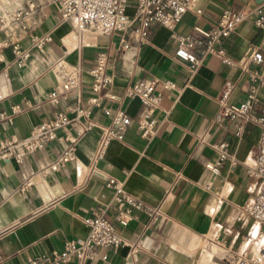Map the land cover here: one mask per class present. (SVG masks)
I'll return each instance as SVG.
<instances>
[{
    "label": "crops",
    "instance_id": "obj_1",
    "mask_svg": "<svg viewBox=\"0 0 264 264\" xmlns=\"http://www.w3.org/2000/svg\"><path fill=\"white\" fill-rule=\"evenodd\" d=\"M262 1L196 0L202 13H186L175 33L184 36L195 28L207 30L224 9L240 10L247 16L222 43L226 56L238 64L228 67L220 58L208 56L191 73L188 63L175 56L177 43L165 27L152 25L149 36L141 42L132 25L124 34L130 48L122 50V34H79L73 22L61 20L54 4L0 0V17L4 11H24L29 4L34 5V12L22 22L0 32V43H18L30 52L20 69L11 64L9 51L0 64V70L5 67L8 73L0 79V114H10L14 105L21 108L10 121L0 118V142L30 137L34 126L50 120L60 109L49 103L48 94L59 84L52 66L65 50L66 61L81 69L83 100L90 95L87 70L100 51L109 55L107 74L118 97L138 80H169L176 86L163 92L161 106L154 114L156 132L150 141L136 129V119L145 112L138 99L105 101V107L121 109L132 123L123 141L111 142L101 160L94 161L101 134L96 128L77 142L74 162L52 175L44 176L42 170L62 154L63 131L45 149L29 154L22 167L13 160L0 163V264H27L30 258L60 251L67 240L81 243L88 233L84 221L98 208L104 209L115 225L122 246L116 251L105 250L106 262L72 258L67 264H229L207 248L205 240L219 234L220 239L237 247L250 231L251 225L237 222L236 216L260 190V182L245 173L255 161L260 129L241 120L217 124L216 100L226 81L235 84L230 104L238 105L245 99L249 81L241 63L251 49L264 55V33L253 24L254 11ZM134 4L135 0H128L129 17ZM43 34H49L52 41L36 49L32 38ZM247 67L264 77L260 66L249 63ZM260 95L264 105V89ZM92 118L99 126L110 123L100 109L92 112ZM240 126L243 129L237 136ZM222 142L229 145L230 158L214 175L207 165L216 159L212 145ZM107 178L121 181L126 193L145 206L158 208L159 215L151 218L134 211L125 225L117 223L113 193L105 187ZM27 180L33 185L21 191ZM223 229L229 230L228 236L221 234ZM143 240L145 247L134 252V246Z\"/></svg>",
    "mask_w": 264,
    "mask_h": 264
},
{
    "label": "built area",
    "instance_id": "obj_2",
    "mask_svg": "<svg viewBox=\"0 0 264 264\" xmlns=\"http://www.w3.org/2000/svg\"><path fill=\"white\" fill-rule=\"evenodd\" d=\"M42 1L56 5L61 20L73 22L79 34L91 32L104 37L115 33L122 34L120 39L122 50L130 48L124 34L132 25L133 33L141 42L149 36L152 25L165 27L171 31V38L177 43L175 56L188 63L191 73H194L208 56L220 58L221 62L228 67L238 64L226 56L222 43L245 20L247 14L240 10L224 9L213 27L207 30L195 28L192 33L182 36L175 33L174 28L186 13L191 12L195 15L202 13L196 7V0H135L132 17L126 13L128 0ZM33 12V4H29L24 11L13 13L4 11L3 16L0 17V32L18 25L24 17ZM253 24L256 29L264 33V0L254 11ZM51 41L49 34L33 36L32 46L36 49H43ZM6 51L11 54V64L18 69L24 67L30 58L28 49L22 48L18 43L5 40L0 43V64L5 62ZM66 55L65 50L52 66V71L59 79V84L48 94L49 103L59 106L60 109L50 120L34 126L30 137L23 140L1 141L0 163L13 160L19 167H22L29 154L45 149L57 140L58 132L63 131V136L60 138L64 143L62 154L54 163L42 170L44 176L52 175L74 162L77 142L82 136L96 128L101 129V134L97 142L94 161L101 160L111 142L123 141L124 133L132 123L131 118L121 109L105 107L103 105L105 101L116 103L125 99H138L145 108V112L135 121L137 132L148 141L154 137L157 127L154 114L161 106L163 92L176 88L172 81L138 80L118 97L111 90L112 81L110 75L107 74L109 55L107 52L100 51L96 54L92 66L87 70L90 77V95L83 100L80 93L81 69L70 65L65 59ZM249 63L260 66L264 72V55L259 50L251 49L247 60L241 63L247 72L249 81L245 99L238 105L230 104L229 100L235 84L232 81H226L216 100L218 111L214 119L217 124L241 120L244 123L254 124L260 129L255 161L245 171L248 178L260 182V190L240 207L236 216L237 222L251 225L250 231L241 238L237 247L233 243L220 239L219 234L207 237L205 240L206 247L210 250L212 246L217 248L218 254L216 255L229 264H264V105L261 103L260 95L264 89V77L257 71L248 70ZM6 77L8 73L4 67L0 70V79ZM2 99L0 95V101ZM95 109H100L104 116L109 118L108 125L99 126L94 121L92 112ZM20 112L21 108L14 105L11 107L10 114L2 112L0 118L10 121ZM242 129V126L238 128L237 136H240ZM228 147L229 145L225 142L212 145L216 159L212 164L207 165L209 172L214 175L220 173L221 166L230 158ZM32 185L33 183L27 180L20 190L25 191ZM105 187L113 193L114 220L120 225H125L134 211H140L151 218L159 215L158 208L145 206L141 201L126 193L121 181L107 178ZM84 222L88 227V233L81 243L67 240L60 251L30 258L27 264H67L72 258L78 261L106 262L108 255L104 251L118 250L123 243L121 235L102 208L95 210ZM221 234L228 236L229 230L223 229ZM144 247L145 240L139 241L133 251L136 252L138 248Z\"/></svg>",
    "mask_w": 264,
    "mask_h": 264
},
{
    "label": "rangeland",
    "instance_id": "obj_3",
    "mask_svg": "<svg viewBox=\"0 0 264 264\" xmlns=\"http://www.w3.org/2000/svg\"><path fill=\"white\" fill-rule=\"evenodd\" d=\"M59 13V12H58ZM211 250L213 251V252H215V253H218V250L216 249V248H211Z\"/></svg>",
    "mask_w": 264,
    "mask_h": 264
},
{
    "label": "bare ground",
    "instance_id": "obj_4",
    "mask_svg": "<svg viewBox=\"0 0 264 264\" xmlns=\"http://www.w3.org/2000/svg\"><path fill=\"white\" fill-rule=\"evenodd\" d=\"M128 8H129V7L126 8V13H127V15H128ZM216 249H217V248H216Z\"/></svg>",
    "mask_w": 264,
    "mask_h": 264
}]
</instances>
